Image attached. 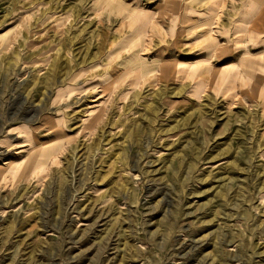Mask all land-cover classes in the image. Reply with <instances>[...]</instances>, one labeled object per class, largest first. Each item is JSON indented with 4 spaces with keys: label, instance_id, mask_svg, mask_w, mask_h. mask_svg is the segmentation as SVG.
Wrapping results in <instances>:
<instances>
[{
    "label": "rangeland",
    "instance_id": "rangeland-1",
    "mask_svg": "<svg viewBox=\"0 0 264 264\" xmlns=\"http://www.w3.org/2000/svg\"><path fill=\"white\" fill-rule=\"evenodd\" d=\"M0 264H264V0H0Z\"/></svg>",
    "mask_w": 264,
    "mask_h": 264
}]
</instances>
